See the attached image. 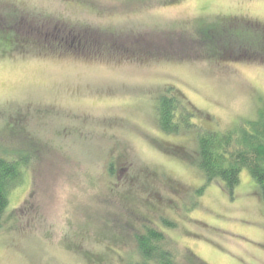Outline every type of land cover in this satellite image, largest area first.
Instances as JSON below:
<instances>
[{
    "label": "rangeland",
    "instance_id": "obj_1",
    "mask_svg": "<svg viewBox=\"0 0 264 264\" xmlns=\"http://www.w3.org/2000/svg\"><path fill=\"white\" fill-rule=\"evenodd\" d=\"M54 26L131 51L34 41ZM239 46L264 49V0H0V156L27 160L0 264H264L248 170L228 194L194 163L199 134L264 105V57H235ZM164 93L195 112L189 127L159 128Z\"/></svg>",
    "mask_w": 264,
    "mask_h": 264
},
{
    "label": "trees",
    "instance_id": "obj_2",
    "mask_svg": "<svg viewBox=\"0 0 264 264\" xmlns=\"http://www.w3.org/2000/svg\"><path fill=\"white\" fill-rule=\"evenodd\" d=\"M17 26L18 23L15 29ZM19 30L21 31V28H19L18 31ZM69 32H71V30H69ZM28 34L29 36H27ZM28 34L26 37H18V41L27 40L30 37V32ZM33 34L32 35L35 37L33 38L34 41H45L52 45L55 43L57 47L65 48V50L71 52L75 50L78 55L82 54L81 56H86L88 53L99 52L103 49V51L114 52L115 54L131 51V49L124 44L123 39L117 40L111 36L102 38L97 35H92L91 37V35H81L72 32L70 34H65L63 30L57 26H54L51 30H44L39 35ZM41 35L44 37L42 40L39 38ZM208 36L203 35L205 38ZM108 48L111 51H107L109 50ZM240 48L239 46V52L235 57H264V49L258 50V53H247L248 50H246V47ZM229 51L228 49H222L221 55L225 57L223 52L226 54L229 53ZM211 55L214 54L211 53ZM230 56H234V54ZM158 99L156 115L157 123L162 131L176 133L179 131L178 127L180 125L189 127L188 124H191L190 119L194 117L195 112L185 107V104L180 98L167 96L164 93ZM231 129L232 130L229 132L223 134H218L214 131H205L199 134L198 153L194 163L203 172L206 181L219 180L223 190L228 194L233 193L234 188L239 182L241 169L246 168L257 184L264 200V105L258 109L255 119H242ZM25 165H27V160L19 161L14 157L7 158L5 156H0V218L8 203V191L10 188L14 187L15 183L21 178V168ZM149 234L150 237H147L157 241L161 236L155 230H151ZM167 257L168 255H161L160 258H162L163 261H160L161 263L159 262V264H169L166 261L168 260ZM131 264L149 263L141 261Z\"/></svg>",
    "mask_w": 264,
    "mask_h": 264
},
{
    "label": "snow or ice",
    "instance_id": "obj_3",
    "mask_svg": "<svg viewBox=\"0 0 264 264\" xmlns=\"http://www.w3.org/2000/svg\"><path fill=\"white\" fill-rule=\"evenodd\" d=\"M189 2H192V0H189ZM197 2H198V0H197Z\"/></svg>",
    "mask_w": 264,
    "mask_h": 264
}]
</instances>
